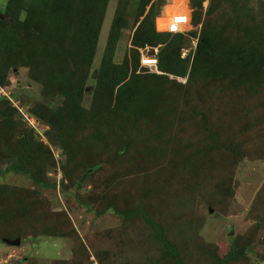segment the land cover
Returning <instances> with one entry per match:
<instances>
[{
	"label": "rangeland",
	"instance_id": "374dc122",
	"mask_svg": "<svg viewBox=\"0 0 264 264\" xmlns=\"http://www.w3.org/2000/svg\"><path fill=\"white\" fill-rule=\"evenodd\" d=\"M7 2L0 0V16ZM161 2V13L144 22L138 39L147 26L168 34L162 19L188 14L180 55L190 67L206 27L221 46L261 41L264 70V0H202L199 7L193 0ZM143 3L107 1L92 62L73 63L62 90H45L42 74L18 56L12 60L0 83V169L17 164L32 174L0 173V264H174L144 216L125 219L117 211L139 204L184 264H215L234 244L245 251L227 264H264L263 78L247 85L224 75L189 81L190 67L186 75L158 69L164 87L149 120L98 113L94 71L113 36V61L135 62L132 38ZM73 23L69 54L82 55L87 37L75 34L80 25ZM39 27L24 24L20 33ZM158 53L159 46L140 48V64ZM61 114L68 122L59 130L50 119ZM17 236L20 245L2 241Z\"/></svg>",
	"mask_w": 264,
	"mask_h": 264
},
{
	"label": "trees",
	"instance_id": "16d2710c",
	"mask_svg": "<svg viewBox=\"0 0 264 264\" xmlns=\"http://www.w3.org/2000/svg\"><path fill=\"white\" fill-rule=\"evenodd\" d=\"M107 1L8 0L4 15L0 16V83L4 84L12 60L18 56L19 61L22 59V62L35 70V75L42 74L41 80L44 81L45 90H62L61 84L69 82L73 73L72 67L77 64L76 61L92 62ZM159 1L144 0L140 10L139 18H141L136 22L137 26L132 38L135 62L134 59L129 61L128 58L121 64L113 61L112 54L116 38L111 37L110 44L107 46L108 52L105 53L98 70L94 71L95 88L97 94L100 95L101 102L99 115L115 114L120 118H132L134 121L149 120L156 113V109L153 113H149V108L151 104L155 105V100L162 93L164 87L161 79L165 76L155 71L159 69L162 72L175 75L187 74L190 59L182 58L180 55L183 38L181 33H171L173 36L170 37L168 35L170 32L168 34L158 32L153 25V27L144 28L143 38L136 37L146 20L155 18L161 13V6L164 5V2L158 3ZM193 4L199 7L202 5V0H193ZM22 14H24L23 19ZM173 16L162 19V22L169 24L174 18ZM75 21L79 23L76 26L80 25V32L76 28L75 34L78 32L77 35L87 37L86 53L82 55L69 54L71 49L67 36L69 27L75 24L73 23ZM198 23L199 18L196 24ZM24 24H27V27H40L29 29L27 35H24L20 33V27ZM194 33L196 34V32ZM6 41H8L7 44ZM147 45L159 46L157 67L140 64V48ZM261 45L262 43L258 39L247 38L238 44L227 43L221 46L214 33L203 27L193 55L190 67L191 80L189 79V81L194 80L196 76L201 79L218 80H222L221 78L225 76L237 85L254 82L261 84L262 78L264 80V70L260 68L263 56V52L260 51ZM10 50L15 53L14 56H6ZM142 68L143 70H141ZM68 90L70 91V89H66L63 92L66 93ZM1 98L8 100L6 96H1ZM175 102L172 97L167 102V105H171L172 113L176 107ZM50 120L59 130L65 128L68 122L63 114L59 118L52 117ZM195 133L199 135L198 132ZM98 164L94 165L91 170L98 167ZM9 170L32 174V168H23L17 164L0 169V173ZM52 185L56 186V183ZM117 211L125 219H132L139 215L144 216L147 223H151L156 228L153 235L163 247L165 256L171 258L174 264H184L178 247L166 236L162 226L151 218L142 204L135 208L117 209ZM244 251V247H237L234 244L231 251L218 258L215 264H227L229 261L239 258Z\"/></svg>",
	"mask_w": 264,
	"mask_h": 264
},
{
	"label": "built area",
	"instance_id": "2783aa9c",
	"mask_svg": "<svg viewBox=\"0 0 264 264\" xmlns=\"http://www.w3.org/2000/svg\"><path fill=\"white\" fill-rule=\"evenodd\" d=\"M168 25V32L181 33L184 31V27L190 23V17L188 14H175ZM141 63L145 66L157 67L158 59L154 56H144L141 58Z\"/></svg>",
	"mask_w": 264,
	"mask_h": 264
},
{
	"label": "water",
	"instance_id": "95a60500",
	"mask_svg": "<svg viewBox=\"0 0 264 264\" xmlns=\"http://www.w3.org/2000/svg\"><path fill=\"white\" fill-rule=\"evenodd\" d=\"M213 211V209H211V212ZM2 241L5 242L8 245H20L21 244V236H17L14 239H10L8 237H4L2 238Z\"/></svg>",
	"mask_w": 264,
	"mask_h": 264
}]
</instances>
